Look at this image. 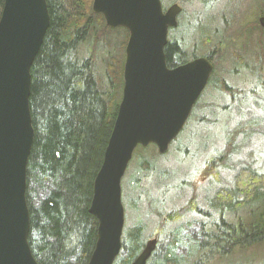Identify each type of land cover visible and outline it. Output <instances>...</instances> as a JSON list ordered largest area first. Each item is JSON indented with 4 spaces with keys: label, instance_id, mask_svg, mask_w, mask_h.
Here are the masks:
<instances>
[{
    "label": "trees",
    "instance_id": "obj_1",
    "mask_svg": "<svg viewBox=\"0 0 264 264\" xmlns=\"http://www.w3.org/2000/svg\"><path fill=\"white\" fill-rule=\"evenodd\" d=\"M92 2L46 0L49 26L30 67L34 139L27 162L26 201L28 242L39 264H86L96 241L97 220L88 208L121 99L128 31L108 27L102 14L92 12ZM82 44L87 48L85 56L79 52ZM176 49L175 42L167 44L168 65ZM99 51L104 52L103 72L97 69ZM218 88L234 93L220 84ZM234 151L227 144L223 158L227 160ZM230 183L206 198L210 215L204 229L208 235L216 232L217 237L196 245L197 251L209 249L205 243L221 240L229 243L228 250L264 241V171L244 163ZM35 186L43 193L38 199ZM246 206L249 222L227 219L226 212ZM194 208L196 203L189 202L165 216L177 220ZM155 213L161 215L159 210ZM126 231L113 264L130 263L142 248V227ZM214 248L210 247L212 254ZM154 264H178V259L167 254L163 262Z\"/></svg>",
    "mask_w": 264,
    "mask_h": 264
},
{
    "label": "water",
    "instance_id": "obj_2",
    "mask_svg": "<svg viewBox=\"0 0 264 264\" xmlns=\"http://www.w3.org/2000/svg\"><path fill=\"white\" fill-rule=\"evenodd\" d=\"M181 7L165 11L160 0H93L110 28L128 31L123 87L113 127L97 171L88 211L97 220L96 241L86 264H113L122 246L121 180L138 146L165 153L182 130L209 81L211 61L197 57L169 68L168 29ZM46 0H4L0 13V264H39L29 242L26 171L34 129L30 67L49 26ZM264 27V13L259 17ZM157 237L145 241L128 264H146Z\"/></svg>",
    "mask_w": 264,
    "mask_h": 264
},
{
    "label": "rangeland",
    "instance_id": "obj_3",
    "mask_svg": "<svg viewBox=\"0 0 264 264\" xmlns=\"http://www.w3.org/2000/svg\"><path fill=\"white\" fill-rule=\"evenodd\" d=\"M171 2L178 3L195 18L199 32L196 30L193 35V28H189V33H184V24L190 21L194 25V22L189 15L181 13L179 28L170 29L168 37L184 33L198 53L208 54L213 50V81L205 86L188 120L165 153H159L154 144L138 146L134 150L121 180L122 233L125 235L127 228L140 225L142 246L147 239L157 237V247L147 264L163 262L167 254L177 258L178 264H264V241L232 250L226 246L219 253L215 251L208 255V260H201L206 259L208 250L195 249L201 238L196 220L207 222L204 215L187 210L181 219L170 221L165 216L175 213L188 202L197 200L202 203L218 189L231 185L234 171L244 163L250 162L257 172L264 171V87L253 88L248 80L257 73L259 61L264 58V35L257 22L258 16L264 12V0L233 2L224 10L228 14L227 22L221 21L220 9H214L210 12L213 19L209 24L199 13L203 10L201 0H166V6ZM209 4V7H218L220 1L206 3ZM236 6L240 14H246V18L253 10L258 13L249 23L255 27L253 33L246 31L247 20L243 18L240 21ZM201 28L210 30L208 45L202 43ZM184 44L187 45L186 41ZM79 50L83 56L86 55L84 44ZM103 54L99 51L97 69L100 72L104 69ZM249 60L250 70L244 67ZM219 84L232 88L234 93L231 94V90L223 92L218 88ZM229 143L235 151L225 160L224 149ZM35 191L37 199L43 195L37 186ZM203 207L208 211L207 206ZM155 210H159L161 215ZM249 211L246 206L225 215L231 222L236 218L249 222ZM213 217L215 219L217 214L214 213Z\"/></svg>",
    "mask_w": 264,
    "mask_h": 264
},
{
    "label": "flooded vegetation",
    "instance_id": "obj_4",
    "mask_svg": "<svg viewBox=\"0 0 264 264\" xmlns=\"http://www.w3.org/2000/svg\"><path fill=\"white\" fill-rule=\"evenodd\" d=\"M161 1V3H162V7H163V10L165 11L171 4H174V3H176V2H171V4L169 5V6H166V0H160ZM202 1V3H203V10L201 9V11L199 12L200 14H202V18H203V21L205 20V21H207V23L209 24L211 21H212V14H210V12L211 11H213L214 9L216 10V9H220L219 10V13H221L222 15H221V21H223V22H227L228 20H227V16H228V14L226 13V12H224V10H226V9H228L229 7H230V5L233 3V2H236L237 0H227V3L226 2H224L225 0H201ZM216 1H220V6H215V7H209L210 6V4L209 5H206V3H208V2H216ZM237 3V2H236ZM176 4H178V3H176ZM179 5V4H178ZM180 6V5H179ZM181 7V6H180ZM236 10H238L237 12L240 14V10L238 9V6H236ZM203 11V12H202ZM198 12V11H197ZM229 12L232 14L233 13V11L231 10V8L229 9ZM181 13H185L186 15H189L187 12H186V10H183V8L181 7V10H180V12L178 13V15H177V25L175 26V27H170L169 29H168V32H169V30L170 29H178L179 28V26H180V23H179V20H178V17H179V15L181 14ZM264 13V12H263ZM262 13V14H263ZM200 14L198 15V17H200ZM256 14H258V13H256V10H253V11H251V15H249V17L248 18H246V14H244V12L243 13H241L240 14V17H239V19H240V21H241V19H246L245 21H246V23H247V25H246V31L248 32L249 31V33H253L255 30H254V25H251V26H249V23H250V20H252V18H254L255 16H256ZM261 14V15H262ZM255 15V16H254ZM260 15V16H261ZM260 16H258V18H257V22H258V24H259V27H261V32H262V34L264 35V27L263 26H261L260 25V23H259V17ZM197 17V16H196ZM197 17V18H198ZM189 18H190V20L191 21H193L194 22V25H192V24H190V21H187L184 25H185V30H184V33L186 34V33H189L187 30L189 29V28H193L191 31V33L194 35V33H196V30H197V33L199 32V29H198V27H197V25H196V21H195V18L192 16V15H189ZM231 20V19H230ZM208 28H210V25L208 26ZM208 28H201L200 29V34H201V36H202V38H203V40H202V43L204 44V45H208L209 44V39H210V36H209V34H210V30L208 29ZM216 30L217 31H220V28H216ZM184 33H181L179 36H177V37H175V36H169L168 37V42H167V44H169V43H173V42H175L176 43V47H177V49H176V51L174 52V53H172L173 55H171L172 56V62H170L171 63V65H168L167 64V66L169 67V68H173V67H175V66H177V65H180V64H183V63H186V62H188V61H190V60H192V59H194V58H197V57H201V56H203V57H206V58H208L210 61H211V63H212V65H213V70H212V72H211V74H210V77H209V83L211 82V78H212V76H213V72H214V70H215V67H214V63H213V61H212V56H213V53H214V51L213 50H211V51H209L208 52V54H205V53H198L196 50H195V47H193V46H191L190 44H189V41H188V39L187 38H185V36H184ZM191 34V35H192ZM207 36H209V37H207ZM249 36V35H248ZM206 38H208V39H206ZM185 41H186V44L187 45H185L184 43H185ZM167 44H166V46H165V56H166V62L168 61L167 60ZM261 45V44H260ZM178 54V55H177ZM260 56V55H259ZM179 57H182V58H184V60H181V61H179ZM257 59H259V58H257ZM259 61V60H258ZM251 62V60H249V61H247V63L244 65V67H246L247 69H251V66H250V63ZM260 62V65L257 67V73H255L253 76H251V77H249L250 79H248L249 80V83L251 82V86L253 87V88H256V87H259V88H261V87H264V58H262V60L261 61H259ZM217 83H218V80H217ZM211 165H214V163H211ZM191 201V200H190ZM193 202V201H192ZM189 203V202H188ZM194 203V202H193ZM195 203H196V208H194V209H190V211H192V212H194V214H199V215H204V217L208 220V215H210V212H208V211H206L205 209H204V207H203V205H205V206H207V204H206V198H205V200L204 201H202V203H200L199 201H195ZM203 210L205 211V212H203ZM185 213V212H184ZM183 217V215L181 216V218ZM180 218V219H181ZM197 222V227H198V231L201 233V238H200V241H199V243L198 244H201L204 240H206L208 237H211V238H215V237H217V234H216V232H212L210 235H208L207 233L208 232H206L205 231V229H204V221H203V223H200V222H198L199 220H196ZM195 223V224H196ZM207 241V240H206ZM205 245H207V246H210L211 248H212V245L215 247L214 248V252L215 251H217L218 250V247H219V249H221V248H223V247H226V246H228L229 245V243L227 242V241H225V240H221L219 243L217 242V241H215V242H212L211 243V245L210 244H208V243H205ZM218 246V247H217ZM208 251L206 252V256H205V258L206 259H204V258H200L201 260H208V258H210V257H208V255L210 256L211 254H212V251L211 250H209V249H207Z\"/></svg>",
    "mask_w": 264,
    "mask_h": 264
},
{
    "label": "bare ground",
    "instance_id": "obj_5",
    "mask_svg": "<svg viewBox=\"0 0 264 264\" xmlns=\"http://www.w3.org/2000/svg\"><path fill=\"white\" fill-rule=\"evenodd\" d=\"M216 238V237H215ZM220 241V240H219Z\"/></svg>",
    "mask_w": 264,
    "mask_h": 264
}]
</instances>
